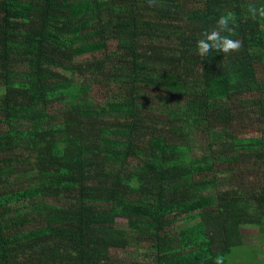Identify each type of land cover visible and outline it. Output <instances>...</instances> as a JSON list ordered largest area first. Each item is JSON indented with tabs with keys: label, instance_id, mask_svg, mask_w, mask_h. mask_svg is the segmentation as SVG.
Instances as JSON below:
<instances>
[{
	"label": "trees",
	"instance_id": "16d2710c",
	"mask_svg": "<svg viewBox=\"0 0 264 264\" xmlns=\"http://www.w3.org/2000/svg\"><path fill=\"white\" fill-rule=\"evenodd\" d=\"M249 3L264 0H0V264L257 260L241 250L245 228L264 245V19ZM229 11L240 51L197 56ZM246 159L260 176L238 182Z\"/></svg>",
	"mask_w": 264,
	"mask_h": 264
},
{
	"label": "clouds",
	"instance_id": "9594fccd",
	"mask_svg": "<svg viewBox=\"0 0 264 264\" xmlns=\"http://www.w3.org/2000/svg\"><path fill=\"white\" fill-rule=\"evenodd\" d=\"M152 6L157 4V0H148ZM247 14L250 19H264V5L257 6L255 3H249ZM236 15L234 12H226L216 18L215 24L210 29H204L196 41V55L204 58L210 52H220L225 55L239 52L242 42L239 39H233L236 28ZM213 264H224V256L217 255Z\"/></svg>",
	"mask_w": 264,
	"mask_h": 264
},
{
	"label": "rangeland",
	"instance_id": "374dc122",
	"mask_svg": "<svg viewBox=\"0 0 264 264\" xmlns=\"http://www.w3.org/2000/svg\"><path fill=\"white\" fill-rule=\"evenodd\" d=\"M109 48L111 50L113 48V45L110 44ZM91 58H92V56H84L80 60L84 61V60H87V59L89 60ZM92 97L96 101H103V100H105L108 97V95H107L105 90H103L101 88H97V89L93 90ZM249 135H255V134H250V133L246 134V136H249ZM193 140L196 143L197 142H199V143H203L204 142V139L201 138L200 133L194 135ZM245 166H246V170L243 171L241 176H240L239 173H237L238 182H240L241 180H244V182H250V181H253L257 177L260 176V174H256V170L252 166V161L250 159H246L245 160ZM263 170H264V168L260 169L261 172ZM222 171L223 172L221 174H219V175H221V176H225L226 175L227 176L229 174L228 170L225 169V168ZM231 183H233V182H231ZM231 185H233V184H231ZM231 185L225 186L222 189L232 188L233 186H231ZM117 225L119 227H125V220L117 219ZM243 233L245 235V244L246 245H244V247L241 250L242 251H244V250L248 251V255L250 253H252V254L254 253L256 258H257V260H252L250 264H264L263 263L264 262V245L259 244V243H255L257 241V239L260 238L258 236V231L253 229V228H245V229H243ZM130 252L131 251H129L128 253H124L122 251L112 250V255L115 258H124V257L128 258L129 256H131ZM139 252H143V251H139ZM239 261L237 263L240 264ZM248 264H249V262H248Z\"/></svg>",
	"mask_w": 264,
	"mask_h": 264
}]
</instances>
